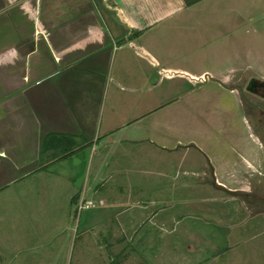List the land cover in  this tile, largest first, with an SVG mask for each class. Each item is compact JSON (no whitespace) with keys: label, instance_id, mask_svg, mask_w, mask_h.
I'll return each mask as SVG.
<instances>
[{"label":"rangeland","instance_id":"rangeland-1","mask_svg":"<svg viewBox=\"0 0 264 264\" xmlns=\"http://www.w3.org/2000/svg\"><path fill=\"white\" fill-rule=\"evenodd\" d=\"M207 11L230 17L211 24L212 43L226 44L222 68L242 82L252 64L264 73V0H215ZM214 81L184 83L145 120L162 123L167 150L120 148L109 165L88 166L73 183L88 197L69 203L70 183L53 172L15 186L17 202L0 203V264H264V208L210 186L214 176L264 200V156L240 91ZM248 160L258 162L249 175Z\"/></svg>","mask_w":264,"mask_h":264},{"label":"crops","instance_id":"crops-1","mask_svg":"<svg viewBox=\"0 0 264 264\" xmlns=\"http://www.w3.org/2000/svg\"><path fill=\"white\" fill-rule=\"evenodd\" d=\"M214 1L0 0V203L17 202L14 187L38 172L66 179L69 203L84 199L87 167L109 165L113 151L167 150L162 123L145 120L184 83L241 84L210 37L230 19L207 11Z\"/></svg>","mask_w":264,"mask_h":264},{"label":"flooded vegetation","instance_id":"flooded-vegetation-1","mask_svg":"<svg viewBox=\"0 0 264 264\" xmlns=\"http://www.w3.org/2000/svg\"><path fill=\"white\" fill-rule=\"evenodd\" d=\"M232 87H236L240 91L241 104L245 109L244 121L250 133L249 136L252 138L254 137V143L259 146L260 151L264 156V73L262 75L258 74L257 76L251 75L248 81H244L241 84ZM210 186H212L214 190L224 192L231 196H233L232 193H235L237 195L243 194L250 200L259 198L258 196H249L245 193L246 191L239 188H226L224 185L219 184L214 176L210 181ZM234 197H239L244 201L240 196L235 195ZM248 204H259L261 206L258 202Z\"/></svg>","mask_w":264,"mask_h":264},{"label":"trees","instance_id":"trees-1","mask_svg":"<svg viewBox=\"0 0 264 264\" xmlns=\"http://www.w3.org/2000/svg\"><path fill=\"white\" fill-rule=\"evenodd\" d=\"M185 1V4L188 6V5H192V4H194V3H196V2H198L199 0H184ZM49 141H48V139L43 143V148H42V152H46V150L48 149V143ZM73 151H71V152H68V151H65V153L67 154V155H69V154H71ZM63 154V157L64 156H67L66 154ZM69 153V154H68ZM63 157H61V158H63Z\"/></svg>","mask_w":264,"mask_h":264},{"label":"water","instance_id":"water-1","mask_svg":"<svg viewBox=\"0 0 264 264\" xmlns=\"http://www.w3.org/2000/svg\"><path fill=\"white\" fill-rule=\"evenodd\" d=\"M232 195L233 196H240V197H242L243 199H244V201L246 202V203H255V202H258V203H260L261 204V206L264 208V201L263 200H261V199H259V198H255V199H252V200H250V199H248L245 195H243V194H235V193H232Z\"/></svg>","mask_w":264,"mask_h":264}]
</instances>
